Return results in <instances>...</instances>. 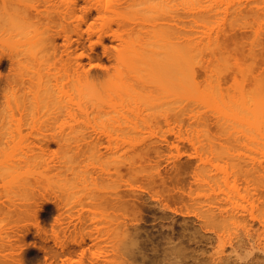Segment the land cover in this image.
<instances>
[{
	"label": "rangeland",
	"instance_id": "374dc122",
	"mask_svg": "<svg viewBox=\"0 0 264 264\" xmlns=\"http://www.w3.org/2000/svg\"><path fill=\"white\" fill-rule=\"evenodd\" d=\"M71 1L72 0H0V264H119L118 262H120V264H135L136 262V264L142 262L147 264V262H144L146 260H148V264L154 260L155 263L153 262V264H157L159 260H157L158 256L156 255L159 254L161 252L160 250L165 246L166 239L167 241L171 239L173 243L180 241L185 245L187 241L183 242V239L187 240V237H189L187 233L191 232L190 235L194 234L195 236H198L196 234L200 232L202 234V229L197 233L196 231H191H194V228L195 230L201 228L197 211L191 201L195 198V192H198L193 178L196 166L198 165V158L195 156V146L193 147L192 144L194 143L195 145L197 138L199 140L204 139L205 141V139H207L205 137L207 136L210 139L212 138L211 141L214 140L216 143L218 142L217 145L222 144V146L228 147L229 151L235 154L239 152L241 155H246L249 154L246 152L251 150L247 145L245 149L244 145L246 142H243V146L240 145L236 147L232 145V140H228V142L226 138L229 139V135L231 134L230 139H232V136H235V132L247 130V127H243L245 123L241 122L242 120L240 117H245L243 114L246 113L247 115L252 105V103H250L251 105L249 108L245 107L249 105L245 103H249L250 99L246 97L253 96L255 100V96L260 93H258L259 90H257V94H254V96L252 91L264 85V21H262L263 23H259L260 25L263 24V26L258 27L254 25L255 21H251L252 19L255 20V17L251 20L249 19V21L254 23L252 24L249 22L251 23L250 25L244 22L248 20L244 17L242 18L244 19V25L239 21L241 18L238 17V22L232 27H229V24H233L235 20L229 18L233 21L230 23V20L228 19V21L225 18V21L227 20L226 23L229 22V24H225V21H222L224 17L220 16L222 19L218 17L219 20L218 18H216V20L217 22L220 21L218 24L221 25V27L219 25L221 29H219L220 31L216 30L218 29L216 28L217 26L214 27L216 21L213 20L212 22H214V24H211L212 26L214 25L212 27L213 31L211 26L210 28L207 26L204 27L202 24H199V22H196L197 25H195L196 23L192 16L191 19L193 18V23L190 18L186 16L183 17L184 14L180 16V18L183 17L182 20L186 19L184 23L185 21L186 23L190 21L188 24H190V26L191 23L194 25L192 26L193 32L191 31L192 28H189L188 24V26L186 25L189 28L188 30H190V34L195 33L194 35L196 37L193 35L192 38H199L197 33L199 32L198 34H200L201 32V34H204L206 31L208 36L214 35L213 40L211 39V41L208 42L213 43L216 39L215 37H218L222 42L220 43L222 46H219L224 48V50L220 48L222 50V54L220 53L221 56H219V50L217 51V49H215L217 52L214 51L217 55L216 53L213 54L215 55L214 57L210 56V58H207V56L202 55L203 59L200 58L201 60H197L198 57L192 59V61L195 60L197 63L194 64V62H192L194 67L191 69H195V78L194 75L191 76V79L194 80V85L190 86V76L187 78L186 75L181 74L182 72H179L180 75L186 76L185 78L189 79V81H184V77H180L178 74V80L175 79L176 75H174V73H176L177 70L174 68L178 67V60L174 61L175 63L177 62L174 67L173 61H171V63L168 57H164L165 55L167 56L168 52L165 53V55L163 54L164 56L162 55L164 58L160 57V59L159 57L158 59L156 58L157 51L154 53L152 52V50L155 51L159 48L165 52L169 49H176L174 43H168V34H166L167 39L165 41L167 42L165 44L173 46L172 48L163 44L164 46L162 49L160 43L161 39H159L160 42L156 39V43L159 42L161 47L159 44L154 45L153 39H149L154 37L150 34L160 30L156 29L158 31L154 30L152 32L151 27H155L160 24L161 21L163 25H167L170 17L166 18V21L168 20L167 22L164 21L165 19H161L165 18L167 15L169 16L170 11L174 13L175 6L170 5L173 3L171 2L169 4L170 6L168 5L171 0H157L160 4L158 3L159 5L155 10L149 7L155 11L153 12L150 10L151 14L153 12V18L155 15H158L155 18H161L158 22L153 18L154 21L150 19V21L157 22L156 25L151 26V23V25L148 26L149 23H146L148 21L143 22V20H140L145 23L143 27L144 30L150 27V30H147L152 32L149 34L148 38L151 44L147 43V30H143L147 40L143 38L144 36L142 37L143 33H139L138 36L141 34V37L138 38L141 41H143L142 39L146 41V47L150 44L151 46L148 45V47H152L155 50L152 48L150 49L153 54H151L150 57L148 56V59L144 61L146 64L143 63V65L141 63L142 65H140V63H138L136 73L134 74L131 73V70H133L132 68L135 65L132 66L134 61H129L131 58L129 54V57L126 56L125 59H122V62L128 60V62L132 64V68L130 67V76L128 75L130 78H128V76L125 77L128 74V70H126L128 67L125 65L118 66L115 61L116 59L114 60L113 56L110 57V55H107L108 53L106 54L104 52V46L113 54L116 49H120L121 43L126 41V38L128 39V37H130L127 33L131 35L132 29H135V27L133 26L127 30L129 32H125L126 30L123 31L122 29L123 26H121V29H117V25H114L112 27L113 30H117V32L115 31V35H117L118 38H114L112 41L109 40L111 38L106 39L102 44L96 43V39L93 34H90V30L92 29L93 31L94 28L98 27L101 21L96 20L95 11L91 10L90 13H87L88 17H86V14H84L81 9L80 11H78L77 8H74L75 10H73V8L70 9V6L73 7L71 5L73 2ZM157 1H152V3L157 4ZM82 2L83 0L78 1L82 6H86V4L83 5ZM173 2L175 1L173 0ZM165 3H167V5H165ZM163 5L166 7L172 6L174 10L170 8L171 10L169 11V8H165V6L163 8ZM164 12H168V14L164 15ZM125 13L123 15H125ZM137 13L140 14V12ZM248 14L249 13L246 15ZM130 15L131 14L128 13L125 17L132 18ZM134 15L136 16V14ZM258 15L261 18L264 13L263 15L260 13ZM139 16L147 18L149 15L147 14L146 17L145 13L143 14L142 11V15L140 14ZM139 16L137 19L138 21L140 19ZM250 16L253 17L254 15L251 14ZM173 17L170 19V22L176 18ZM148 18H151V16ZM180 18H177L178 21L181 20ZM187 19H189L188 22ZM221 21L225 24L224 26ZM134 23L135 21L130 23L131 26ZM129 25L126 24L125 28ZM163 25L161 24L162 27L160 28H163ZM170 25L172 26V22L170 24L168 23V26ZM175 25L173 21V27ZM178 25L181 27L180 23ZM176 26L173 28V32L177 29L178 26ZM196 26L200 27L197 28ZM184 27L183 29L181 27V29L186 31L187 27L185 29ZM201 27H204V32L201 31ZM205 28H207V30ZM208 28L209 31L210 29L212 30L210 31L211 33L207 32ZM134 29L133 31H137L138 33L139 30ZM167 29L165 30L167 31ZM171 30L172 29H170V31L168 30L169 35L173 33ZM256 31L258 32L256 33ZM259 32H261L260 34L262 36H260ZM134 34L133 36H135ZM79 35L80 37H78ZM123 35H126V38L125 40L123 39L122 42L121 39L124 37ZM207 35L205 37H207ZM258 35L260 36V41ZM133 36H131L132 39L134 38ZM156 36L158 35L156 34ZM255 36L257 38H255ZM205 37L204 40H206ZM172 39L170 40L173 42L174 40ZM207 39L210 40V38ZM255 39H257L258 44L254 42ZM219 40H215L214 42H218ZM136 41L138 42V39ZM141 41L138 42V45ZM200 41H202V39ZM203 41L202 43L206 42ZM208 42L206 45L204 44L206 47ZM219 42L216 43V45H218ZM52 43L54 44L52 45L53 47L51 46ZM143 43L144 42H142V44ZM124 45L126 46V44H123L121 47ZM156 45H158V47H156ZM214 45H210V47H217ZM148 47H143V49L149 50ZM164 47H168V49L164 50ZM211 48L210 52L213 53L214 51L212 52L213 49ZM173 50L171 51L173 53L170 52V54L175 55ZM149 51H147V54ZM162 51L157 55L159 56V54H162ZM203 51L202 49V52ZM208 51H204L203 54ZM81 52L90 54L93 58H91V61L84 59L82 62L84 64V62L87 61V63L85 62L84 64L85 66L83 65L87 68L83 67L84 71H87L89 68L91 69V71L90 69L88 70L91 76L89 75L90 79H87V82L82 79L83 77L78 78V76H76L78 74L74 68L76 63L73 64L74 61H76L75 57ZM143 52L145 53V51ZM210 52L208 53L211 54ZM169 56L172 57V55ZM223 56L225 58H223ZM175 57L176 55L173 58ZM154 58H156V60ZM166 58L169 60L170 64L167 63L168 61L166 62ZM211 58H214L215 61ZM161 60L163 61L160 62ZM151 61H154L152 65L157 61L163 65L159 64V66L157 62L155 65L158 66H151ZM188 61L190 62L191 60L188 59ZM120 62L118 64L122 63ZM124 62L125 64L127 63V66H130V63ZM199 62L210 68H207V71L205 70L207 73L203 72L202 69H198L202 67ZM123 63L121 65H123ZM72 64L74 65L73 67ZM91 65L94 66L89 67ZM178 65H181V63ZM182 66L184 65L182 64ZM124 67L126 68L124 69ZM168 67L170 68L168 69ZM72 68H74L75 71H73ZM179 68L182 69L183 67ZM184 69L185 68H183V70ZM124 72L127 74L125 75ZM192 74L193 73H191V75ZM126 78L129 80H125ZM180 78L184 81H181L183 84L186 85V83H188V89L179 88L178 84L180 83ZM185 87H187V85ZM242 92L244 94H249L250 92L252 95L249 94L248 96L246 94V96L242 94ZM262 92L264 93V90ZM261 96L263 95L261 94ZM234 97H240L239 102H237V99ZM232 98H234L233 101L231 100ZM262 98L264 99V96L259 97L257 95L256 97L259 101L257 105V100L255 102L258 112L260 109L262 110L264 105ZM244 99H247L245 103H243V109H247L245 113L243 109L240 110L239 108L240 111L236 110L238 107L242 108V102L240 103V101H244ZM230 100L233 102V105L230 104L231 102L229 103L230 105L226 103L224 105L229 106L226 110L233 111L235 114L226 111V107L222 104V102L225 101L228 103ZM180 103H182L180 106L183 105L182 108L178 106ZM238 103L241 106H237ZM81 104L84 105L83 112L86 107L85 104H89V106L92 104H110L113 113L109 110L111 114L109 112L106 113H109L110 116H104L105 112H103V110L108 111L109 108L107 109V106L105 107L103 105V109L101 107V110L99 108L97 109L96 106L95 108L101 110L102 112L100 113H103L102 116H104L99 119L100 117L97 118L99 112L96 111V114L94 112H92L94 114L89 113L92 109L95 110V108L92 106L90 109L87 106L86 110L88 109L89 112L87 111L88 116H85V113V115L81 114V108L83 106H80ZM184 105L188 106V111H193L194 109L195 114H193L194 112L189 113H192L195 117L199 115L200 120L196 118V121L192 114L186 113L188 117H190L188 119V117L184 115L187 111L186 109L185 111L183 110V115L185 117L179 113L181 117L184 118H182L183 121L179 120L180 115L177 119V110L186 107ZM202 105H204V108ZM232 106L237 108L230 110V107L234 108ZM212 108H214V110ZM263 111L264 108L262 112ZM114 112L116 113L114 114ZM226 113H228L229 116L225 115ZM255 113L259 117L262 116V114L259 115L257 112ZM259 113H261V111ZM89 114L92 116L90 119H88ZM116 114L119 116H116ZM80 115H84L88 120ZM204 115H206V117ZM248 116L246 117L253 119L249 118L253 121V124L259 121H256V118L259 119V117H255L254 120V118L251 117V113L250 116ZM119 117L121 119H119ZM236 117H240L239 120H241L240 122L243 126L240 122H237L238 119L236 120ZM190 119L194 120L195 123H201V126H198V124L195 126V123L191 125ZM249 119H245L246 122ZM260 119L264 120L261 117ZM189 120L190 122H188ZM231 120L236 121L237 124L239 123L238 125L242 126L244 129L238 126L231 127V123H233ZM179 121L181 124L175 123ZM202 121L207 122L205 124L208 125L204 130L207 132L209 131V136L210 133L213 136L209 137L207 133L203 131L202 124L204 122ZM228 121L231 123L229 124ZM251 121H249V127L252 125H250ZM222 122L223 124L226 122V125H230V127L221 125V127L219 126V128L222 129L220 131V129H218V124L220 125ZM236 122H234L233 125H236ZM189 123L192 127H189ZM259 123H256L257 125L255 124V126H257L256 128L250 127L251 130L253 128L256 129L253 132L255 134H258L256 133L259 131L258 128H264L263 121L261 125ZM193 126L197 127H194V129H197L196 131L194 129V131L191 130ZM203 126L206 127L204 124ZM222 127L227 130V133L222 132L224 131ZM250 128H248L249 131L247 132H251ZM263 128L260 129V131H263ZM197 131L201 133L199 132L198 134ZM202 131L205 133H202ZM263 133L264 131L259 134L262 135ZM248 134L250 135V133ZM236 135H242V133ZM152 147H156V150L160 151V155H156L154 152L155 149L151 150ZM238 147L239 150L237 149ZM145 148L150 149L146 151V153L149 152L150 155L147 156L149 157L148 159L145 158V161H141L137 158V153L141 154L145 152ZM226 150L224 152H226ZM235 150L237 151L235 152ZM222 151L221 153H224ZM133 152L136 154H133ZM125 153L128 155L126 156ZM130 157L134 158L136 163V165H133V168L135 167L136 169L132 168L133 170L130 169L131 171L127 169L129 164H127V161L131 159ZM256 158L258 162H262L261 164L263 165L264 160L258 158L257 155ZM258 162H256V164ZM256 166L260 167L259 165H255V167ZM263 170L264 169H260V171ZM256 179L257 178H255V180ZM130 191H132V194L134 191L136 194H133V196L137 195V197H135V199H133V196L132 198L130 197V200L133 199L134 203H131L133 210L131 211L127 208L130 212L127 211L126 215L125 213L122 214L123 217L124 215L125 217L127 216L126 218L124 217V220L121 218L122 208L119 207V209L117 205L115 207V205L113 206V204L109 203L96 205L91 200V195L102 194L109 200V197L116 192H118L119 195H125L124 193L128 195ZM190 195L193 198H191ZM126 205L127 204H125V206ZM128 205L130 206V204ZM128 205L126 207H129ZM126 207L124 209H126ZM130 209H132V207ZM100 212L109 215V219H113V221L118 219L117 222H124L128 231L134 232V234L132 232L130 233V235L132 234L131 236H129V234L125 236V238L122 236L124 248L120 250L122 251V256L119 258L114 256V253L117 250L119 251V249L110 248L111 236L102 235L101 237L94 226L91 225V220L93 218H95L93 222L97 221L98 218L100 219ZM104 225L105 223L99 227H103ZM184 231L187 236L184 235ZM182 233L184 235L183 238L181 237ZM119 237H121V235H119ZM179 237L180 239L178 240ZM217 240L220 241L216 243L213 242L215 244H212V247H214L211 251L213 252L215 250L214 252H216L221 248L225 252L228 251L227 243L224 244L222 239ZM103 241L106 242L102 243ZM99 246H105L106 250L100 251L99 249L102 248H99ZM185 247L189 248L188 244L185 245ZM154 251L157 253L154 254L155 256L153 255ZM119 253L116 252V255L120 256L121 254L119 255ZM261 254L255 255L257 259L255 260V264H264V255ZM143 255L146 257V260L143 259L141 262V256L143 258ZM153 256L154 258L151 259ZM159 258L160 257H158V259Z\"/></svg>",
	"mask_w": 264,
	"mask_h": 264
},
{
	"label": "bare ground",
	"instance_id": "6f19581e",
	"mask_svg": "<svg viewBox=\"0 0 264 264\" xmlns=\"http://www.w3.org/2000/svg\"><path fill=\"white\" fill-rule=\"evenodd\" d=\"M78 1L79 0H72L71 2H73V3H71V5L73 6V7H71L70 6V9L71 8H73V10H75L76 8L78 9V11H80V9L83 11V13L84 14H86V17H88L87 15V13H90V11L92 10V11H95V14H96V20H100L101 21V24L99 23V26L98 27H96V28H94V30L92 31V29L90 30L91 32H90V34L92 35H94V37H95V39H96V43H100V44H102V42L104 41V40H106V39H109V38H111V39H109V40H113L114 38H118V36L117 35H115L116 34V32H117V30H113V27L112 26H114V25H117V29L119 28V29H121V26H123L124 28H125V25L127 24V25H129L130 23H132V22H134L135 21V23L131 26V24L129 25V26H131V27H129V26H127L125 29L122 27V29H123V31H125V32H129V31H127L129 28H132L133 26L135 27V29L136 30H139V31H141V32H139L138 31V33H137V31H133V29H132V32H131V35H130V33H127L128 34V36H130V37H128V39H129V41H128V39L126 38V35L121 39L122 40V42H123V39L125 40V38H126V41H124L123 43H121V45H123V44H126V46L124 45L123 47H121V45H120V49H116V51H114V53L112 54V52L111 51H109V50H107L106 49V47L104 46V52L107 54V55H110V57L111 56H113V58H114V60L116 61V63H117V65L118 66H126V67H128V68H126V67H124V69L126 68V70H128V74L126 75L125 74V72H124V74L126 75H124L125 77H127L129 74H130V70H131V65L132 66H134L132 69L133 70H131V73H136V68H137V65H138V63H140V65H142L143 63L144 64H146L144 61H146L148 58V56L150 57V55L151 54H153L154 52H156L157 51V54L158 53H160V51H162L160 48L158 49V50H155L154 48H152V47H148V45L149 46H151L150 44V41H149V39L150 40H152L153 39V42H154V45L155 44H159L160 45V43H161V45H162V49H163V44H165L167 41H168V43L170 42V44H173L174 43V47L176 48V49H169L168 51H162L163 53L162 54H159V56L156 54V58L158 59V57H159V59H160V57H162V55L164 54L165 55V53H167L168 52V54H167V56L165 55H163L164 57H168V59H170V62L171 61H173V66L175 65L176 66V63L178 62V64H180L181 63V65H178L177 64V66L178 67H175L174 69H176L177 71H176V73H174V75H176V78L175 79H177L178 77H177V74L180 76V77H184V76H181L180 75V73L182 74V75H186L187 76V78L189 77V79H190V81H189V79H187V78H183L184 79V81H186L187 82V80L189 81V83H190V86H192V85H194V80H192L191 78V76H193L194 75V78H195V73H194V70H192L193 69V67H194V65H193V63L192 62H194V64L195 63H197V62H195V60H193L192 61V59H196V57H198V59L197 60H199L200 58L201 59H203V56H207V58L209 57L210 58V56L211 57H214L215 55H213V54H215L218 50L220 51H218V53H219V56H221L220 55V53L222 54V50L220 49V48H223V47H220V46H222V44H220V43H222L219 39L220 38H218V37H215L216 39L215 40H219L218 42H219V44L218 45H216V43H218V42H214L213 41V43L215 44H213L212 42H208V41H211V39L213 40V36L211 37V36H208L207 35V33H206V31L204 30V27L205 26H207V27H209L210 28V26H211V29L213 30V26L214 27H216V28H218V29H216V30H219V29H221V28H219V25L220 24H218L219 22H217V20H216V18H218V17H224V19H222L221 17V19H222V21H225V18L228 20L229 18L230 19H234L235 21L233 22L232 20H230V23L231 22H233V24H229V22H227L229 25V27H232L234 24H236V22H238L237 21V19L239 20V18L238 17H240L241 19L239 20L242 24H244L245 25V23L247 24H251L252 22L251 21H255V24L254 23H252V24H254V25H257L258 27L260 26H263V24H259V23H261L262 21H264L263 19H264V15H263V13H264V0H174L175 2H173V0H169L170 2L168 3V5L172 2L173 4H170V5H173V6H175V10H174V7H166L165 5H167V3H165V5H163V8H164V6H165V8H169V11L173 8V12L174 13H172L171 11L169 12V16L167 15L165 18H155V17H157L158 15H155V17L153 18V16H152V14H153V12H155V11H153V10H155L157 7H158V5L160 4V2H158L157 0V4H153L152 3V1H154L155 2V0H116V1H114V0H86V1H84L83 0V2H82V4L83 5H85L86 4V6H82L81 5V3L79 4L78 3ZM114 3H113V2ZM116 2V3H115ZM159 3V4H158ZM175 3V4H174ZM70 4V3H69ZM153 5V6H152ZM155 5V6H154ZM157 5V6H156ZM169 5V6H170ZM66 6V5H65ZM149 7H151V8H149ZM75 8V9H74ZM171 8V9H170ZM132 10V11H131ZM145 10H147V11H145ZM149 10V11H148ZM150 10H152L153 12H152V14H151V12H150ZM167 10V9H166ZM81 11V12H82ZM85 11H86V13H85ZM127 11H130V12H127ZM142 11H143V14L145 13V16L148 14L149 16H151V18H148L147 16V18H145L144 16H142L143 17V19H142V17L141 16H139L140 14L142 15ZM131 14L132 15V13H133V15L131 16L130 15V17H132V18H127V17H125L127 14ZM137 12H140V14L139 13H137ZM149 12V13H148ZM125 13V15H123ZM165 13V12H164ZM170 13H172V14H170ZM247 13H249L248 15H246ZM255 13V14H254ZM262 14L263 16H261V18H262V20H261V18H260V16L258 15V14ZM134 14H136V16L134 15ZM151 14V15H150ZM166 14H168V12L167 13H165L164 15H166ZM184 14V15H183ZM251 14H253L254 16L252 17V16H250ZM171 15V16H170ZM183 15V17H187V18H190L191 19V16L192 17H194V22L196 23H198L199 22V24H202L204 27L202 28H200L201 29V31H205V33L204 34H201V32H200V34H201V36H203V37H201L200 36V34H198L197 33V35H199V38H192L193 37V35L195 34V33H193V34H190V30H188L189 28H192L191 29V31L193 30V27L192 26H194V25H192V23H193V21H192V19H191V21H192V23H191V26H190V24H188L190 21H189V19H187V22L188 23H186V21H185V23H184V20H186V19H183L182 20V18L183 17H181L180 18V16H182ZM256 15V16H255ZM85 16V15H84ZM136 18H134V17ZM138 16L140 17V19H139V21L140 20H143V22L145 21H148V22H146L147 24H148V26L149 25H151V23H152V25L151 26H154V25H156L157 24V22L158 21H160V19L161 20H163V19H165L164 21H166V18H168V17H170V19L174 16V17H176V18H174L173 20H171V22H172V26L170 25V26H168V23L170 24L171 22H170V19H169V21L167 22V25L165 24V25H163V23H162V21H161V23L160 24H158V25H156L155 27H151V29H152V32L154 31V30H156V29H160L161 30V33H160V30L158 31V30H156V31H158V32H155L154 31V33H152V32H149L148 30H150L148 27H147V29L145 28V30H147V32H149V33H147L146 32V34L148 35L147 37L145 36V34L143 33L145 30H144V24L145 23H143L142 21H140V23L138 24ZM189 16V17H188ZM247 16V17H246ZM129 17V16H128ZM246 18V19H248V20H246V21H244L243 22V20L244 19H242V18ZM249 17H251V18H249ZM255 17V18H254ZM157 20V22L155 23V22H153L154 20ZM180 18L181 20L180 21H178V19ZM252 18H254L255 20H253ZM146 19V20H145ZM150 19H152L151 21H150ZM176 19V20H175ZM220 19V20H221ZM249 19L251 20V21H249ZM129 21V24H128V21ZM216 21V24H214V22H212V21ZM218 20H219V18H218ZM226 20V21H227ZM228 20V21H229ZM132 21V22H131ZM150 21V22H149ZM173 21H174V25L176 24L178 27H179V23L181 24L180 26L182 27V29H183V27H184V29L189 25V28L187 27L186 28V31L185 30H182L181 29V27H177L176 25V27H177V29H179V30H177V29H175L174 30V32H173V28L175 27H173ZM177 21V22H176ZM182 21H183V23H182ZM221 21V23H222V25L224 26L225 24H227L226 23V21H225V24L223 23ZM248 21V22H247ZM259 21V22H258ZM176 22V23H175ZM179 22V23H178ZM249 22H251V23H249ZM256 22H258V23H256ZM124 23H126V24H124ZM139 25H137V24ZM165 23V22H164ZM197 23L195 24V25H197ZM263 23V22H262ZM124 24V25H123ZM137 26H136V25ZM143 24V25H142ZM161 24L163 25V28H160V27H162L161 26ZM182 24H183V26H182ZM188 24V25H187ZM198 24V25H199ZM211 24H214L213 26L211 25ZM218 24V25H217ZM238 24V23H237ZM142 25V26H141ZM160 25V26H159ZM187 25V26H186ZM167 28H169V27H171V28H169V29H167ZM137 27V28H136ZM143 29H142V28ZM164 27H165V29H167V31L164 29ZM197 28L198 27H200V26H196ZM220 27H221V25H220ZM264 27V26H263ZM209 28H208V31L207 32H210V31H212L211 29H210V31H209ZM227 28V27H226ZM134 29V30H135ZM164 29V30H163ZM170 29H172L171 30V32H173L172 34H171V32H170V34L171 35H169V31H170ZM203 29V30H202ZM206 30H207V28H205ZM131 30V29H130ZM144 30V31H143ZM169 30V31H168ZM257 30V29H256ZM116 31V32H115ZM186 33H185V32ZM197 31V30H196ZM214 31V30H213ZM220 31V30H219ZM225 31V30H224ZM231 31V30H230ZM238 31V30H237ZM251 31V30H250ZM261 31V30H260ZM263 31V30H262ZM166 32H168V33H166ZM193 32V31H192ZM191 32V33H192ZM202 32V33H203ZM235 32V31H234ZM258 31H256V33H257ZM135 33V34H134ZM139 33H143V35H142V37L145 39V40H147L148 38H149V34L150 33H152V34H150L151 36H154V37H152V38H149L148 39V41H147V43H150V44H148L147 45V47L149 48V50L152 48V49H154L155 51H153L152 50V52H151V50L149 51L148 49H143V47H145V48H147L146 47V41L144 40V39H142L143 41H141V40H139V38L138 37H141V34H140V36H138V34ZM158 35V36H156V34ZM162 33H165V34H162ZM182 34V35H180V34ZM211 33V32H210ZM219 33V32H218ZM261 32H259V34H260ZM264 33V32H263ZM133 34L135 35V36H133ZM154 34V35H153ZM166 34H168V37L170 38V39H172V37H173V39L172 40H174L173 42L169 39H167V35ZM209 34V33H208ZM215 34V33H214ZM230 34H231V32H230ZM162 35V36H161ZM165 35H166V37H165ZM184 35H186V36H184ZM192 35V36H191ZM207 35V37H205ZM210 35V34H209ZM227 35V34H226ZM117 36V37H116ZM131 36H133L134 38L132 39L131 38ZM160 36V37H159ZM191 36V37H190ZM195 36V35H194ZM256 36H257V34H256ZM255 36V38H257ZM259 36V35H258ZM260 36H262L261 34H260ZM260 36H259V41H260ZM78 37H80V35L78 36ZM136 37H137V39H138V42H140L141 41V43H139V45H138V42L136 41L137 39H136ZM147 39H146V38ZM156 37V38H155ZM158 37V38H157ZM164 37V38H163ZM196 37V36H195ZM204 37L206 38V40H204ZM162 38H163V40H162ZM207 38H210V40L209 39H207ZM218 38V39H217ZM131 39V40H130ZM136 39V40H135ZM156 39H158V41H159V39H161L159 42H157L156 43ZM167 39V41H165ZM193 39H195V40H193ZM202 39V41L204 40V41H206V42H204V43H202V41H200ZM222 39V38H221ZM227 39V38H226ZM262 39V38H261ZM50 40V39H49ZM133 40V41H132ZM135 40V41H134ZM199 40V41H198ZM179 43H178V42ZM251 41H252V39H251ZM142 42H144L143 44H142ZM172 42V43H171ZM207 42H208V45H207V47L205 46L206 44H207ZM255 43L257 42V44H258V41H257V39H255V41H254ZM54 43V42H53ZM51 44V46L52 45H54V44ZM201 43V44H200ZM210 43V44H209ZM251 43V42H250ZM203 44V45H202ZM205 44V45H204ZM135 45H136V47H135ZM142 47H141V46ZM145 45V46H144ZM153 45V46H154ZM161 45H160V47H161ZM170 46V48H172L173 46H171V45H168V44H165V46ZM210 45H214V46H219L218 48L217 47H215V48H211L210 47ZM225 45V44H224ZM140 48H139V47ZM213 46V47H214ZM227 46V45H226ZM53 47V46H52ZM156 47H158V45H156ZM155 47V48H156ZM209 47V48H208ZM210 48L211 49H213L212 50V52L215 50V49H217V51L215 52H213V53H211L210 52ZM52 49V48H51ZM157 49V48H156ZM166 49H168V47L167 48H165L164 47V50H166ZM202 49L204 50V51H208V52H210L211 54H209L208 52H205V53H207V54H203V52H202ZM106 50H107V52H106ZM160 50V51H159ZM174 51V54L176 55V57L175 58H173L175 55H173V54H170V52L171 51ZM176 50V51H175ZM223 50H224V48H223ZM140 53H139V52ZM143 51H145V53L143 52ZM147 51H149V53L147 54ZM141 52H143V53H141ZM225 52V51H224ZM171 53H173V52H171ZM128 54H129V56L132 58H130V60L129 61H134L132 64H131V62H128V60H124V61H126V62H128V63H130V66H127L126 64H125V62L123 63L122 62V59H125L126 58V56H128ZM254 54V53H253ZM252 54V55H253ZM143 56V59L144 58H146V59H142V56ZM169 55H172V57L171 56H169ZM203 55V56H202ZM209 55V56H208ZM216 55H217V53H216ZM128 56V57H129ZM153 56V57H154ZM200 56V57H199ZM202 56V57H201ZM254 56V55H253ZM77 57V58H76ZM75 57V59H76V61H74V63L73 64H75L76 63V66L74 67L75 69H76V71H77V75H76V73H75V75L76 76H78V78H82V79H84L85 80V82H87V79H90L89 77L91 76V73H90V71H91V69H90V71H84V68H86V67H84L85 65V62L87 63V61H85L84 62V64L82 63L83 62V60L84 59H87L88 61H91L93 58H92V56L90 55V54H84L83 52H81L80 54H77V56ZM141 57V58H140ZM164 57H162V58H164ZM194 57V58H193ZM92 58V59H91ZM152 58V57H151ZM156 58H154L155 60H156ZM161 58V59H162ZM171 58H173V59H171ZM216 58V57H215ZM223 58H225L224 56H223ZM256 58V57H255ZM128 59V58H127ZM143 61H142V60ZM153 59V60H154ZM167 59V58H166ZM166 60V62L167 63H169V60ZM175 59V60H174ZM188 59L189 60H191L190 62L188 61ZM200 59V60H201ZM205 59V58H204ZM212 59V58H211ZM210 59V60H211ZM140 60V61H139ZM178 60V61H177ZM212 60H214V58L212 59ZM221 60V59H220ZM219 60V61H220ZM223 60V59H222ZM225 60V59H224ZM1 61V60H0ZM123 63V65H121L122 63ZM137 61V62H136ZM163 60H161L160 62H162ZM174 61H177L176 63L174 62ZM215 61V60H214ZM121 63V64H118V63ZM154 61H151V66H158L160 63H159V61H157L158 62V65H155V64H153L152 65V63H153ZM180 62V63H179ZM203 62V61H202ZM207 62V61H206ZM205 62V63H206ZM137 63V64H136ZM142 63V64H141ZM165 63V62H164ZM172 63V62H171ZM175 63V64H174ZM187 63H189V64H187ZM199 63H201V62H199ZM204 63V62H203ZM209 63V62H208ZM222 63V62H221ZM224 63V62H223ZM72 64V67L74 66ZM143 64V65H144ZM149 64V63H148ZM147 64V65H148ZM166 64V63H165ZM170 64V63H169ZM182 64L185 66H182ZM84 65V66H83ZM160 65H163L162 63L160 64ZM159 65V66H160ZM201 65H202V63H201ZM214 65V64H213ZM217 65V64H216ZM219 65V64H218ZM94 66V65H93ZM92 65L91 66H89V67H93ZM190 67V69H189V67ZM196 66V65H195ZM205 65H202V67L201 68H198V69H202L203 70V72H206L207 71V68H209V67H207V66H205ZM77 67V68H76ZM84 67V68H83ZM131 67V68H130ZM148 67V66H147ZM162 67V66H161ZM164 67H165V65H164ZM179 67H183V68H185L184 70H183V68L181 69V68H179ZM223 67V66H222ZM74 68H72L73 69V71H75L74 70ZM170 67H168V69H169ZM192 68V69H191ZM87 69V68H86ZM210 69V68H209ZM209 69H208V72H209ZM213 69V68H212ZM220 69V68H219ZM224 69V68H223ZM226 69V68H225ZM253 69V68H252ZM171 70V69H170ZM206 70V71H205ZM254 70V69H253ZM72 71V72H73ZM197 71V70H196ZM201 71V70H200ZM237 71V70H236ZM174 72H175V70H174ZM180 72V73H179ZM214 72V71H213ZM191 73H193L192 75H191ZM198 73V72H197ZM207 73V72H206ZM205 73V74H206ZM215 73V72H214ZM81 75V77H80V75ZM210 74H211V72H210ZM249 74V73H248ZM90 75V76H89ZM132 75V74H131ZM256 75V74H255ZM130 76V75H129ZM128 76V78H130ZM259 76V75H258ZM262 76V75H261ZM128 78H126L125 80H129ZM253 79V78H252ZM178 80V79H177ZM192 80V81H191ZM264 80V79H263ZM180 83L182 84H180L178 81H176V82H178L177 84L179 85V88H185V89H188L189 88V86H188V83H186V85H187V87H185L186 85L185 84H183V80L180 78ZM181 81H183V82H181ZM257 81V80H256ZM177 85V86H178ZM182 87H181V86ZM184 86V87H183ZM261 87H263L264 88V85L263 86H260L258 89L256 88L255 90H253L252 91V93H253V95L255 94H257L256 92H257V90H259L258 91V93H260V94H257L259 97H263L264 96V93L262 92L264 89L263 88H261ZM252 90V89H251ZM260 90H261V92H260ZM240 91V90H239ZM242 94H244L243 92H242ZM242 94H241V96H242ZM247 93H245L244 95H246ZM249 94H251L250 92H249ZM249 94H247L248 96H249ZM261 94L263 95V96H261ZM243 95V96H244ZM246 95V96H247ZM252 95V94H251ZM254 95V96H255ZM257 95L255 96V100L253 99V96H251V97H246L247 99L248 98H250L249 99V103H245V101L247 100V99H244V101H240V103L242 104V108L241 107H236L235 108V106H232V107H234V108H229L230 110L231 109H236V110H239V108H240V110H242L243 109V103H245L246 105L247 104H249V105H247V106H245V104H244V106L246 107V108H249V106L251 105L250 103H252V105H251V107L249 108V113L245 110V109H243V112L245 113V111L247 112V115H246V113L245 114H243L245 117L246 116H250V113H251V117H253L254 118V120H255V117H259L258 115H256V113L255 112H257L259 115H261L262 114V116H260L262 119H264V111L262 112V110H263V108H264V105H263V108H262V110L260 109L259 110V112L261 111V113H259L258 111H257V109H256V105L258 104V99H256V97H257ZM236 96V95H235ZM240 96V95H239ZM245 97V96H244ZM231 98V97H230ZM235 99H237L236 101L237 102H239V98L240 97H234ZM234 98H232L231 100L233 101V99ZM263 99V98H262ZM231 100L227 103V102H222V104L224 105L225 103L226 104H228V105H233L232 103L233 102H231ZM241 100V99H240ZM242 100H243V98H242ZM256 100H257V102H256ZM252 101V102H251ZM253 101H254V103H253ZM263 102H264V99L262 100ZM231 102V103H230ZM235 102V101H234ZM248 102V101H247ZM255 102H256V105H255ZM230 103V104H229ZM182 103H180L178 106H180ZM79 105V104H78ZM83 104H81L80 106H82ZM91 105V104H90ZM107 109H108V111H106V110H103V112H105L104 113V116H106V115H109L110 116V114L111 113H113V111L111 110V106H110V104H103ZM102 104H98V105H94V104H92L91 106H89V104L88 105H86L85 104V110H84V112H83V107H84V105L82 106V112H81V114H84L85 116H88L87 114H88V109L86 110V108H87V106L90 108H92V106L95 108L96 106H97V109L99 108V109H101V107L103 106ZM108 105H109V107H108ZM113 105H115V104H113ZM175 105V104H174ZM205 105V104H204ZM204 105H202L203 106V108H204ZM215 105V104H214ZM225 106L226 108H225V110L226 109H228L227 107H229V106ZM235 105V104H234ZM237 105V104H236ZM119 106V105H118ZM184 106H186V107H184L183 109H181L182 107H183V105L182 106H180L181 108V110L179 109V110H177V119H178V116L180 115V114H182L183 115V112L185 111V109L188 111V106L187 105H184ZM190 106V105H189ZM196 106V105H195ZM208 106V105H207ZM211 106V105H210ZM221 106V105H220ZM237 106H241L239 103H238V105ZM258 106H260V105H258ZM258 106H257V108H258ZM79 107V106H78ZM115 107V106H114ZM121 107V106H120ZM199 107H200V104H199ZM217 107H218V105H217ZM80 108V107H79ZM90 108V109H91ZM113 108V107H112ZM123 108V107H122ZM191 108V107H190ZM189 108V109H190ZM203 108H200V109H203ZM207 108V107H206ZM220 108V107H219ZM252 108V109H251ZM78 109V108H77ZM96 108H95V110H93L92 109V111L91 112H89V113H92V112H94L95 114L97 113V112H102L101 110L103 109V107H102V109L101 110H97ZM115 109V108H114ZM176 109V108H175ZM213 110H214V108H212ZM212 109H210V110H212ZM223 109V108H222ZM256 109V110H255ZM109 110H111L110 112H109ZM122 110V109H121ZM184 110V111H183ZM197 110H198V108H197ZM239 110V111H240ZM87 113H86V112ZM97 111V112H96ZM175 111V110H174ZM182 111V112H181ZM185 112L184 113V115H186L187 117H188V115L186 114V113H189V112H194L193 114H195V111H194V109H193V111H188V112ZM203 111V110H202ZM226 111H228V112H231V111H229V110H226ZM80 112V111H79ZM106 112H109L108 114L106 113ZM123 112V111H122ZM125 112V111H124ZM208 112V111H207ZM212 112V111H211ZM94 113H92V114H94ZM97 114V118H99V119H101V117H104V116H102V114L103 113H100V114ZM116 112H114V114H115ZM121 113V112H120ZM180 113V114H179ZM192 113H189L190 115L192 114ZM203 113V112H202ZM214 113V112H213ZM221 113V112H220ZM225 113V112H224ZM231 113H233V114H235L233 111L231 112ZM237 113V112H236ZM124 114V113H123ZM193 114H192V116H193ZM197 114V113H196ZM210 114V113H209ZM240 114V113H239ZM82 116V115H80L81 117H85V116ZM91 114H89V117H88V119H90V117H92V116H90ZM99 115V116H98ZM118 114H116V116H117ZM174 115H176V114H174ZM183 115V116H184ZM189 115V116H190ZM225 115H228V113H226ZM115 116V117H116ZM119 116V115H118ZM201 116V115H200ZM205 117H206V115H204ZM229 116V115H228ZM230 116H231V114H230ZM248 116V117H249ZM185 117V116H184ZM204 117V118H205ZM208 117V116H207ZM222 117V116H221ZM226 117V116H225ZM240 117H241V120H239L240 119ZM240 117H236V120H237V122H242V123H245L244 125L245 126H243V124L241 123V125L245 128V127H247V130L245 129V131L244 132H247V131H249L248 130V128H250V127H257V126H255V124L257 123H259V122H261L262 123V121H263V125H264V120H261L260 119V117H259V119L258 118H256V121H258V122H256L255 124H253V121H251L250 119H252V118H245V117H242V116H240ZM86 119H87V117H85ZM96 118V117H95ZM96 118V119H97ZM107 118V117H106ZM111 118H112V116H111ZM117 118V117H116ZM180 118L182 119L183 117H181V115H180ZM179 118V120L180 121H183V119L181 120ZM190 117H188V119H189ZM193 118L196 120V118H197V120H200V118H199V115H198V117H195V115L193 116ZM243 118V119H242ZM247 119H249L247 122H246V120ZM87 119V120H88ZM94 119V118H93ZM109 119H110V117H109ZM114 119V118H113ZM112 119V120H113ZM119 119H121L120 117H119ZM174 119V118H173ZM186 119V118H185ZM192 119V118H191ZM190 119V120H191ZM209 119V118H208ZM231 119V118H230ZM235 119V118H234ZM92 120V119H91ZM95 120V119H94ZM123 120V119H122ZM190 120L188 121V122H190ZM196 120V121H197ZM212 120V119H211ZM221 120H222V118H221ZM220 120V121H221ZM253 120V119H252ZM99 121V120H98ZM115 121V120H114ZM125 121V120H124ZM174 121V120H173ZM175 122V123H179V124H181V122ZM192 121H194V120H191V125H192V123L194 124L195 123V121L194 122H192ZM232 121V120H231ZM245 121V122H244ZM249 121H251V123H250V127H249ZM127 122V121H126ZM130 122V121H129ZM185 122V121H184ZM201 122V121H200ZM202 122H204V121H202ZM233 123L234 122H236V121H232ZM237 122L235 123L236 125H233V123H231V122H229L228 121V123L230 124L231 123V127H240V128H243L242 126H239L238 124H237ZM187 123V122H186ZM205 123H207V122H204L203 124L206 126V127H204L203 126V124H202V127H203V131H205L204 130V128H207L208 127V125H206ZM219 123V122H218ZM227 123V124H228ZM261 123H259L260 125H261ZM129 124V123H128ZM132 124V123H131ZM196 125L195 126H197V124H198V122H196L195 123ZM256 124V125H257ZM130 125V124H129ZM201 126V123H199L198 124V126ZM215 125H216V122H215ZM221 125H225V126H229L230 127V125H226V122L223 124V122H222V124L220 123V125L218 124V129H220V131L222 130L221 128H219V126L221 127ZM233 125V126H232ZM246 125H248V126H246ZM262 125V126H263ZM178 126V125H177ZM195 126H193V128L191 129V130H193L194 129V127ZM224 126V127H225ZM262 126H258V127H262ZM131 127V126H130ZM189 127H192V126H190V123H189ZM224 127H222L223 129H224ZM184 128V127H183ZM195 128H197V127H195ZM239 128V129H240ZM243 128V129H244ZM263 128V127H262ZM262 128H258V132H256V133H258V134H255V133H253L254 132V130H256V129H252L251 130V128H250V130H251V132H247V133H244L243 131H240V132H235V131H232V132H235L234 134H235V136L233 137L232 136V139H230L231 138V134L229 135V139L228 138H226V140L228 141V140H232V145L233 146H240V145H242L243 146V142H246L245 143V145H244V147H245V149L248 147L249 149L251 148V150H249L248 152H246V153H249V154H244V155H241L239 152V154L237 153V154H235L234 152H231V151H229V149H228V147H224V146H222V144H218V145H220V146H218L217 145V143L213 140V141H211V139L210 138H208L205 134L203 135V136H206L205 138H207L208 139V141H207V139H205V141H204V139H202V140H199L198 138H197V140H196V143H195V145H194V143L192 144L193 145V147L195 146V156H196V158H198V165L196 166V169H195V172H194V176H193V178H194V181H195V184H196V190L198 189V192H195L194 194H195V198H193L191 195H190V197L191 198H193L191 201L193 202V205H194V207H195V210L197 211V214H198V218H199V220H200V225H201V228H199V229H196L195 230V228H194V231L193 230H191L192 232H195L196 231V233L197 232H199V230L200 229H202V234H201V232L200 233H198V234H196V235H198V236H195L193 233V235H190V231H187V232H190V233H187L188 234V236L189 237H187V240H184L183 239V242H185V241H187V243L185 244V245H187L188 244V247L189 248H186L185 247V245L184 244H182V242H180V241H177L176 243H173V241L171 240V239H169L168 241H167V239H166V243H165V246L163 247V249L162 250H160L158 253L159 254H157V253H155L156 251H154V253H153V255L154 254H157L156 256H158V257H160L159 259H158V257H157V260H159L158 261V263L157 264H255V260H257L255 257L257 256L256 254H261V255H264V174H263V171H260V169H264L263 167V165H264V162H263V165L260 163V162H258V159L256 158V155L258 156V158H260L261 160H264V149H263V147H264V133L261 135V134H259V133H262L263 131H264V128H263V131H260V129H262ZM130 129V128H129ZM176 129H178V128H176ZM230 129V128H229ZM179 130V129H178ZM181 130V129H180ZM184 130V129H183ZM190 130V129H189ZM195 131L197 130V129H194ZM193 130V131H194ZM200 130V129H199ZM209 130V129H208ZM236 130V129H235ZM192 131V132H193ZM201 131V130H200ZM199 131V132H200ZM202 131V133H207V135H208V132L207 131H205V132H203ZM199 132L197 131V133L199 134ZM222 132H226L227 133V130H225L224 129V131H222ZM196 133V132H195ZM201 133V132H200ZM241 134L242 133V135H236V134ZM243 133H244V135H243ZM248 133H250V135L248 134ZM175 134H176V132H175ZM253 134V135H252ZM177 135V134H176ZM186 135V134H185ZM191 135V134H190ZM233 135V134H232ZM247 135V136H246ZM249 135V136H248ZM183 136V135H182ZM192 136V135H191ZM195 136H196V134H195ZM209 136V135H208ZM210 136H213V135H211V133H210ZM209 136V137H210ZM202 137V136H201ZM200 137V138H201ZM228 137V136H227ZM178 138V137H177ZM183 138H184V136H183ZM182 138V139H183ZM187 138V137H186ZM191 138V137H190ZM194 138V137H193ZM218 138V137H217ZM180 139V138H179ZM189 139V138H188ZM187 139V140H188ZM175 140H176V138H175ZM218 140H219V138H218ZM183 141H184V139H183ZM188 141H190V140H188ZM203 141H204V143H203ZM206 142V143H205ZM215 142V143H214ZM224 142V141H223ZM229 142V141H228ZM187 144H188V142H187ZM246 145H247V147H246ZM249 145H250V147H249ZM133 146H135V145H133ZM217 146H218V149H217ZM252 146V147H251ZM224 148V149H223ZM241 148V147H240ZM146 150H145V152H142L141 154H138L137 153V158H139V160H141V161H145V158L146 159H148L149 157H147V156H149L150 154H149V152L148 153H146V151H148V150H150V149H148V148H145ZM153 149H155L154 150V152L156 153V155H160V151L159 150H156L157 148L156 147H152L151 148V150H153ZM190 149V148H189ZM192 149V148H191ZM221 149V150H220ZM222 149H223V151H222ZM227 149V150H226ZM238 150H239V147L237 148ZM244 149V148H243ZM243 149H241V150H243ZM218 150V151H217ZM226 150V152H224ZM129 151V150H128ZM221 151L222 152H224V153H221ZM229 151V152H228ZM237 150H235V152H236ZM138 152V151H137ZM191 152V151H190ZM130 153V152H129ZM131 153H132V151H131ZM146 153V154H145ZM154 153V154H155ZM157 153H159V154H157ZM179 153V152H178ZM177 153V154H178ZM96 154H97V152H96ZM126 154V153H125ZM133 154H136V153H134L133 152ZM98 155V154H97ZM128 154H126V156H127ZM189 155V154H188ZM192 155V154H191ZM125 156V155H124ZM136 156V155H135ZM135 156H132V157H135ZM195 156H194V158H195ZM260 156V157H259ZM131 158V157H130ZM127 159V158H126ZM137 160V159H136ZM197 160V159H196ZM261 160H259V161H261ZM256 162H258L257 164H256ZM33 163V162H32ZM129 163V164H128ZM127 164H128V168L127 169H132L133 168V165H136V163H135V161H134V158H131V159H128V161H127ZM261 164V165H260ZM255 165H259L260 167H258V166H256L257 167V169H256V167H255ZM26 166V165H25ZM30 167H32V166H30ZM262 167V168H261ZM26 168H28V167H26ZM260 168V169H259ZM133 169H136L135 167L133 168ZM132 169V170H133ZM131 171V170H130ZM255 178H257L256 180H255ZM70 179V178H69ZM102 179V178H101ZM261 179V180H260ZM259 182H258V181ZM65 181V180H64ZM67 181V180H66ZM83 182H85L84 180H82ZM94 182V181H93ZM103 182V181H102ZM101 183V182H100ZM83 184V183H82ZM97 184V183H96ZM93 186H95V185H93ZM100 186H101V184H100ZM95 189V188H94ZM95 192H96V190H95ZM192 192V191H191ZM97 194H98V192H96ZM99 193H100V191H99ZM117 193V194H116ZM116 193H114V194H112V196H110L109 197V200H108V198L107 197H105V196H103L102 194H100V195H91V200L96 204V205H103V204H105V203H109V204H113V206L115 205V207H116V205L118 206V208L120 207V208H122L121 210L123 211H121V218L124 220V217H125V215H126V212L128 211V209L129 210H133V206H131V203L132 204H134L133 203V199H135V197H137V195L136 196H133V194H136L134 191H133V194H132V191H130V192H128V195H127V193H124L125 195H122V194H118V192H116ZM131 193V194H130ZM93 194H94V192H93ZM193 195V194H192ZM132 196H133V199L132 200H130V197L132 198ZM103 197V198H102ZM128 197V198H127ZM130 202V203H129ZM125 204H130V206L129 207H126L125 206ZM124 206V207H123ZM126 207V209H124ZM132 207V209H130ZM135 207V206H134ZM119 208V209H120ZM128 208V209H127ZM135 209V208H134ZM128 212H130V211H128ZM123 213H125V215H124V217H123ZM100 215H101V217H100V219L98 218L97 219V221H95V222H93V219L95 220V218H93L92 220H91V225H93L94 226V228L96 229V231L101 235V237H102V235L104 236V235H106V236H111V246H110V248L112 247V248H116V249H119V251L117 250L116 252L117 253H119V255L122 253V251H120V250H122L123 248H124V245H123V238H122V236L125 238V236H128V234H129V236H131L130 235V233L132 232H130V231H128V229L126 228V224L124 223V222H117V220L118 219H115L114 221H113V219L111 220V219H109V215H107V214H105L104 212H100ZM128 215H129V213H128ZM102 216H103V218H102ZM127 217V216H126ZM125 217V218H126ZM90 221V220H89ZM92 222H93V224H92ZM103 223H105V225L103 226V227H99L100 225H102ZM125 226V227H124ZM200 227V226H199ZM185 230V229H184ZM198 230V231H197ZM97 233V234H98ZM133 234H134V232H132ZM187 234H185V231H184V235H186L187 236ZM119 235H121V237H119ZM183 235V233L181 234V237L183 238L184 237V235ZM185 236V237H186ZM181 238V239H182ZM180 239V237L178 238V240ZM217 239H222V242H224V244H226L227 246H228V248H227V250L228 251H224L222 248L221 249H219V250H217L216 252H212L211 250H213V247H212V244L214 245L217 241H220V240H217ZM182 241V240H181ZM106 242V241H105ZM104 241L102 242V243H105ZM213 242H215V243H213ZM181 244V245H180ZM100 245V244H99ZM184 245V246H183ZM102 248V249H99L100 251H102V250H106L105 248V246H99V248ZM212 248V249H211ZM114 249H113V251H114ZM158 251V250H157ZM211 251V252H210ZM115 252V251H114ZM116 252L114 253L115 255L114 256H116V257H121L122 256V254L120 255V256H117L116 255ZM208 252H210V253H208ZM256 255V256H255ZM155 256V255H154ZM154 256L151 258V259H153L154 258ZM264 257V256H263ZM141 262L143 261V259H145L146 260V257H144V255H143V258H142V256H141ZM151 259H150V261H151ZM264 259V258H263ZM156 260V261H157ZM155 261V260H154ZM154 261H151L150 262V264H153V262ZM123 262V261H122ZM121 262V263H122ZM145 263L147 262V264L149 263L148 262V260H146V261H144ZM119 264H120V262H118ZM129 263V262H128ZM134 263V262H133ZM137 263V262H136ZM135 263V264H136ZM143 263V262H142ZM142 263H140V264H142ZM155 263V262H154ZM256 263H257V261H256ZM126 264V263H125ZM132 264V263H131ZM144 264V263H143ZM258 264V263H257Z\"/></svg>",
	"mask_w": 264,
	"mask_h": 264
}]
</instances>
